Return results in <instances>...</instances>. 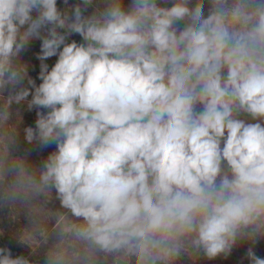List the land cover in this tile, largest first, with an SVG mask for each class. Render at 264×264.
<instances>
[{"label":"clouds","instance_id":"obj_1","mask_svg":"<svg viewBox=\"0 0 264 264\" xmlns=\"http://www.w3.org/2000/svg\"><path fill=\"white\" fill-rule=\"evenodd\" d=\"M207 2L102 0L85 16L81 0L69 16L57 0H0V126L25 102L26 141L56 145L33 164L11 155L14 128L0 136V207L54 193L45 264L213 260L264 237V0ZM34 38L38 86L20 61ZM0 264L31 261L0 247Z\"/></svg>","mask_w":264,"mask_h":264},{"label":"rangeland","instance_id":"obj_2","mask_svg":"<svg viewBox=\"0 0 264 264\" xmlns=\"http://www.w3.org/2000/svg\"><path fill=\"white\" fill-rule=\"evenodd\" d=\"M130 3L131 0H125V7ZM193 3H195V0H193ZM78 4H81V0H68L67 4L64 3V0H57L58 9L66 12L69 16L72 15L74 6ZM158 5L171 6V0H168L167 4L163 3L162 0H158ZM103 7L102 0H93V4L83 14L85 16L92 15L97 8L102 9ZM208 7L209 4L205 0L206 14ZM33 15L35 16V13ZM58 31L62 34L66 32L65 29H58ZM44 34L46 33L42 32V35ZM73 40L77 43H83L82 37L76 33L69 35L66 42L70 43ZM41 43L40 39H32L26 49L20 54V61L27 65L28 76L36 82L37 86L42 82L39 79L41 61L37 58L41 51ZM57 59L58 56H53L43 61V63H46L50 70ZM21 86L30 87L27 84V78L18 88ZM7 94V92L4 93L5 96ZM28 99H31V95ZM37 111L35 108L29 110L25 102L14 103L11 107L12 115L10 120L7 124L0 126V136L10 133L13 128L18 133L17 144L11 155L26 156L33 164L42 163L51 152L56 150L54 143L42 146L38 141L29 144L25 139L24 129L26 127H35ZM40 111L46 112L47 110L40 109ZM239 118L245 119L249 123L256 122L247 114ZM63 211L59 201L54 198V193L47 202H45L44 198L10 201L7 205L0 207V247L10 249L13 258L22 255L28 258L31 264H45L49 250L59 242L57 225L60 214ZM24 234H29L32 237L33 243L30 246L21 243L20 238ZM248 248H252L255 255L259 258H264V237H258L255 243L248 239L239 241L228 256L221 254L215 259L209 260L201 252L195 256L184 255L176 264H251L246 255ZM108 264H112L111 258H109Z\"/></svg>","mask_w":264,"mask_h":264}]
</instances>
